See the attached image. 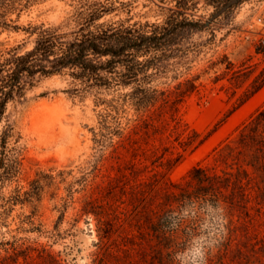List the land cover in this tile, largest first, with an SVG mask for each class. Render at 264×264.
Wrapping results in <instances>:
<instances>
[{
	"label": "rangeland",
	"instance_id": "1",
	"mask_svg": "<svg viewBox=\"0 0 264 264\" xmlns=\"http://www.w3.org/2000/svg\"><path fill=\"white\" fill-rule=\"evenodd\" d=\"M110 1L117 10L103 21L117 25L163 23L174 11H186L197 26L183 78H195L198 88L178 104L179 133L166 120L170 113L157 110L151 125L123 145L102 126L105 106L92 93L73 94L70 76L43 79L23 100L11 102L7 113L16 137L10 147L19 149L21 169L4 192L20 189L21 202L5 214L0 241L32 254L26 260L21 255L19 264H54L48 253L61 264H93L97 252L105 264H158L150 224L172 207L174 222L191 213L192 207H177L172 193L193 190L188 181L196 167L211 175L229 171L216 149L264 106V86L253 93L264 79V52L251 29L256 0H238L219 16L232 0ZM72 12L69 0H47L24 12L19 23L59 24ZM26 36L0 27V58ZM160 82L161 88L177 83ZM101 96L110 99L114 92ZM125 116L136 117L133 110ZM187 135L194 140L190 146L181 144ZM258 176L250 185L249 207L226 189L220 207L196 204L210 214L187 224L196 235L182 243L176 264H264V190L258 187L264 184ZM107 248L118 255L111 257ZM8 256L0 249V264H15Z\"/></svg>",
	"mask_w": 264,
	"mask_h": 264
},
{
	"label": "trees",
	"instance_id": "2",
	"mask_svg": "<svg viewBox=\"0 0 264 264\" xmlns=\"http://www.w3.org/2000/svg\"><path fill=\"white\" fill-rule=\"evenodd\" d=\"M45 1L0 0L2 30L27 35L22 43L5 48L0 58V126L5 123L0 132V228L7 211L21 202L20 189L9 195L4 192L5 187L18 178L21 169L19 149L10 147L16 134L8 117V105L23 100L41 80L57 75L70 76L76 85L73 94H94L97 105L105 106L106 112L101 114L103 128L118 135L121 145L131 142L143 128H148L153 112L157 110L170 113L166 120L173 123L178 132L181 127L178 104L198 88L195 78H183L189 70L190 53L195 51L191 39L197 26L186 16V11H174L163 23L117 25L103 21L106 15L117 10L112 1L69 0L73 12L59 24L19 23L24 12ZM30 42L32 46L28 48ZM228 65L230 70L233 64L228 62ZM164 78L177 83L173 88H161L159 85L164 82L160 81ZM262 86L264 79L253 93ZM121 89L125 91L121 92ZM111 90L114 92L112 98L101 96ZM129 110L134 111L135 118L126 119ZM110 123L116 125L114 130ZM237 131L234 139L216 149L219 160L229 171L211 175L206 168L196 167L188 181L194 186L193 190L172 193L177 207H192L191 213L174 222L176 207H172L158 214L150 224L155 239L154 262L176 264L182 243L195 238V229L185 227L191 220L210 214L195 209L196 204L218 208L223 200L222 189H226L239 193L245 207H249L252 202L249 189L255 174L259 173L264 184V106ZM193 134L195 136V132ZM193 141L187 135L181 144L190 146ZM181 187L182 183L175 184V188ZM258 187L264 190V186ZM86 213L95 214L93 210ZM7 244L0 241V249H5L15 264H19L21 255L25 260L32 257L16 244L12 243L9 248ZM107 250L111 257L118 255L116 250ZM98 254L93 264H105L103 260H97ZM47 257H51L54 264H61L49 253Z\"/></svg>",
	"mask_w": 264,
	"mask_h": 264
},
{
	"label": "built area",
	"instance_id": "3",
	"mask_svg": "<svg viewBox=\"0 0 264 264\" xmlns=\"http://www.w3.org/2000/svg\"><path fill=\"white\" fill-rule=\"evenodd\" d=\"M250 7L255 10L251 29L255 35L256 46L264 52V0H256Z\"/></svg>",
	"mask_w": 264,
	"mask_h": 264
},
{
	"label": "water",
	"instance_id": "4",
	"mask_svg": "<svg viewBox=\"0 0 264 264\" xmlns=\"http://www.w3.org/2000/svg\"><path fill=\"white\" fill-rule=\"evenodd\" d=\"M238 0H232L227 5H225L215 16H219L221 13L226 11L228 8H230L234 3H236Z\"/></svg>",
	"mask_w": 264,
	"mask_h": 264
}]
</instances>
